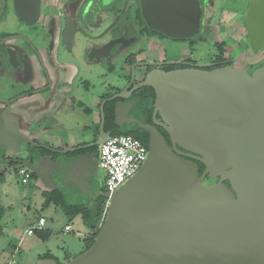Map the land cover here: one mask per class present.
<instances>
[{
	"label": "water",
	"instance_id": "1",
	"mask_svg": "<svg viewBox=\"0 0 264 264\" xmlns=\"http://www.w3.org/2000/svg\"><path fill=\"white\" fill-rule=\"evenodd\" d=\"M140 1L151 28L174 38L198 32L199 0ZM38 6L36 0L34 11L17 12L25 19L35 17ZM243 21L249 45L257 53L264 48V0H248ZM138 64L132 65L130 83L111 98H127L138 87H152L154 122L167 131L171 145L155 126L140 124L150 133L145 161L111 194H94L110 197L100 229L86 250L61 264H264V63L251 72L233 64L199 68L209 63L168 72L152 69L128 90ZM42 75L47 85L26 94L37 93L43 102L55 100L58 85L46 70ZM104 103L95 145L109 136L103 133ZM131 106L132 102L117 103L118 125L133 120L126 119ZM8 110L10 103L0 110V131L5 129L16 139L9 143L16 145L13 150L22 140L29 144L26 168L36 177L45 168L51 180H67L82 160L68 153L89 145L56 149L36 143L28 133L10 129ZM61 110L66 107L60 103L57 111ZM45 114L49 116L44 120H58L51 111ZM26 120L28 132L39 130L40 121ZM34 148H46L58 156L33 153ZM46 160L50 167L43 166ZM15 161L24 165L21 159ZM197 162L204 165L201 173ZM206 177L216 180L207 183ZM74 183L93 197L83 183ZM37 264L57 262L41 258Z\"/></svg>",
	"mask_w": 264,
	"mask_h": 264
},
{
	"label": "flooded vegetation",
	"instance_id": "2",
	"mask_svg": "<svg viewBox=\"0 0 264 264\" xmlns=\"http://www.w3.org/2000/svg\"><path fill=\"white\" fill-rule=\"evenodd\" d=\"M218 1L221 0H199L201 16L198 32L191 36L174 38L151 28L146 23L140 0H37L39 4L37 16H26V19L18 14L17 9L34 11L36 0H0L2 10L0 22L3 18L4 23V27L0 25V89L7 86L6 91H3L6 92L5 95H2L3 92L0 90L1 110L5 109L8 103L11 107L15 101L26 97L28 90L23 86L28 80L26 75L28 72L36 69L42 73L44 69L50 76V70H53L55 80L52 78L51 80L53 84L58 85L60 92L54 101L63 104L66 111L67 107L69 111V108L77 103L96 104V120L90 121L88 127L91 137L88 142L79 145L89 146L81 147L76 157L83 159L87 152L98 154V145L93 143L100 134L99 124L102 118L100 105L103 100H105L103 133L111 135L112 132L110 125L105 126L106 107L111 110L113 129L132 130L149 140L150 133L140 124H151L156 127L167 144L171 145L167 131L154 122L155 90L152 87H138L127 98L111 97L130 83L132 65L135 62L139 64L134 67V79L128 90L142 81L152 69L168 72L173 69L197 67V64L203 63L210 64L199 67L205 70L221 66L222 61L216 59L219 54L217 49L207 61H201L200 56L204 48L201 44L208 35L210 42H216L212 38L215 34L214 25L218 21L213 22L209 9L217 7ZM246 2L248 4V0ZM158 5L156 3L155 7L158 8ZM224 12H232L233 15L230 17L232 19L238 16L235 11L221 8L219 18ZM243 14L244 11L242 17H238L245 28ZM263 58L264 56L259 61ZM144 62L147 64H143ZM245 68L251 72L255 67ZM46 85L47 82L42 87ZM144 87L148 88L144 90ZM144 96L148 98L153 96L151 111L149 104L147 106L143 104ZM15 97L18 98L15 100ZM129 102H132V106L127 111L126 119L133 120L130 122L125 120L118 125L115 106L117 103ZM122 115L120 118L123 120L125 118ZM155 118L162 122L158 113ZM37 151L43 155L48 154L45 152L46 148L33 149V153ZM13 155L6 149H0L2 168L13 166L14 169H18L19 165L15 161L18 156ZM21 160L26 165V155ZM79 171L84 189L92 192V200L101 199L103 196L94 197V194L106 193L103 170L94 172L93 168H83L80 162ZM32 177L34 178V174L31 172L30 178ZM59 180L55 179L57 184L60 183ZM215 180L206 177L207 183ZM224 182L228 184V181Z\"/></svg>",
	"mask_w": 264,
	"mask_h": 264
},
{
	"label": "rangeland",
	"instance_id": "3",
	"mask_svg": "<svg viewBox=\"0 0 264 264\" xmlns=\"http://www.w3.org/2000/svg\"><path fill=\"white\" fill-rule=\"evenodd\" d=\"M220 2L217 7L209 9L213 22L218 21L214 25L215 34L212 38L216 42H210L209 35L203 41L204 43L201 44L204 47L200 55L201 61L209 60L215 49H217L216 51L219 50L218 45L225 42L223 54L233 59V65L253 67L264 56V49L255 54L245 36V28L239 17H242L243 11L245 12L247 8L246 0H221ZM221 8L235 11L239 17L235 16L232 19L230 18L233 15L232 12H224L223 16L219 18ZM2 20L3 18L0 25L2 24V27H4ZM6 87L0 89L2 90L1 93L6 91ZM5 94L6 92L2 93V95ZM15 142L16 139H11L5 129L0 131L1 150L6 149L8 152V148L11 146H9V143ZM13 154V157L17 156L16 153ZM81 163L83 168H93L94 172L95 170L101 171L97 153L87 152ZM23 167L26 169V165H23ZM17 170L13 166L2 168L0 163V174L2 173L0 176V207L2 209L0 219V264H37L38 256L47 252H50L62 263L67 258L70 259L83 252L89 235V230L84 225L83 220L79 216H66L58 208L55 212H51V207H48V211L46 209L42 210V198L34 188L33 180H29L28 184L21 182L22 176ZM43 213L51 216V219L48 220L49 224L53 222L57 225V229L47 240H42L37 235L29 236L26 234V227L30 222H34ZM59 220H61L60 223ZM65 224L71 225V231H63ZM12 260H14L13 263H11Z\"/></svg>",
	"mask_w": 264,
	"mask_h": 264
},
{
	"label": "crops",
	"instance_id": "4",
	"mask_svg": "<svg viewBox=\"0 0 264 264\" xmlns=\"http://www.w3.org/2000/svg\"><path fill=\"white\" fill-rule=\"evenodd\" d=\"M28 76V80L24 83L23 88H27V92H30L33 89L42 88V85L46 82L42 73L38 70L30 71L26 74ZM54 71L50 70V78L55 80ZM44 100L39 94H26V97L21 98L14 103H12L10 110L6 112V122L10 129L14 132H20L26 135L27 133L36 143L48 144L49 146L56 149H69L77 147L85 142H88L90 139V133L88 132V127L90 125V121L96 120V110H95V102L89 104L77 103L74 104L71 108L67 107L66 110L57 111V107L59 108L60 103L55 102L54 99H51L49 102H43ZM90 107V108H88ZM0 106V110H1ZM51 111L54 115L57 116L58 120H44L46 116L45 112ZM40 121V128L38 131H29L27 130L28 121ZM11 145V146H10ZM8 148V153L13 154L16 153L18 159H22L26 154V150L29 147V144L26 141H20L18 143L19 149L16 151L13 150L15 144H10ZM14 145V146H13ZM48 162V160H46ZM45 161V162H46ZM43 163L44 167H50V163ZM20 168L24 167H19ZM27 169V168H26ZM17 170V172H18ZM29 170V169H27ZM30 171V170H29ZM33 173V172H32ZM70 174H67L68 179L59 178L60 183H56L55 179L51 180L50 173L47 169L44 168V171L40 172V177H36L34 174V178H30L29 180H33L34 188L37 192L40 193L42 198L41 209H46L48 211V207H51V212H55L56 209H60L63 214L64 211L55 203H46L45 202V192H49L58 187H64L71 189V194L74 195L70 197L71 199L77 196L76 192L80 191L76 186L74 181L82 183L81 172L79 171V165L72 169ZM75 174V175H74ZM81 177V178H80ZM46 180H45V179ZM29 180L26 184L29 183ZM22 182V181H21ZM81 192V191H80ZM49 213V212H48ZM66 215V214H65ZM79 216L82 220V217ZM44 217L46 222L42 229H36L34 234L29 235H37L42 240H47L51 237L55 229H57V225L48 223V220L51 219V216H47L44 213L40 214L38 218ZM34 222H30V224L26 227V229ZM61 220H59L60 223ZM70 225V224H65ZM64 225V226H65ZM71 227V225H70ZM64 231V227H63ZM71 231V230H70ZM66 232V231H65ZM47 237V238H45ZM45 238V239H43ZM38 259V258H37ZM67 260V259H66ZM64 260V261H66Z\"/></svg>",
	"mask_w": 264,
	"mask_h": 264
},
{
	"label": "built area",
	"instance_id": "5",
	"mask_svg": "<svg viewBox=\"0 0 264 264\" xmlns=\"http://www.w3.org/2000/svg\"><path fill=\"white\" fill-rule=\"evenodd\" d=\"M148 153V147L142 141L130 134L109 135L101 144L98 145L99 165L104 173V188L109 194L114 192L120 185L128 180L145 161ZM22 176L21 181L26 183L31 172L25 168L19 169ZM110 197L105 198L104 211L105 214ZM46 219L38 218L35 223L26 229L27 235L34 234L36 229H42ZM70 225L64 226V231L69 232ZM12 260L11 263H13Z\"/></svg>",
	"mask_w": 264,
	"mask_h": 264
},
{
	"label": "trees",
	"instance_id": "6",
	"mask_svg": "<svg viewBox=\"0 0 264 264\" xmlns=\"http://www.w3.org/2000/svg\"><path fill=\"white\" fill-rule=\"evenodd\" d=\"M247 37V35H246ZM248 39V37H247ZM226 43L223 42L221 44L218 45V49H219V54L217 55V60H221L222 61V65H226V64H233V59L231 57H226L223 53H224V45ZM241 46V45H239ZM264 63V58L259 61L258 63L254 64V67L260 66ZM221 65V66H222ZM148 87H144L143 89L146 90ZM153 96H151V98H148L147 96H144L143 99V104L144 105H148L149 104V111L152 110V106H153ZM110 112L111 110L109 108L105 107V115H106V121H105V126L110 125V129H112L111 135H117V134H131L137 138H139L142 143H144L146 145V147L149 146V140L148 138H142L140 137L138 134H136L134 131L132 130H116L113 129V124L111 122L110 119ZM110 123V124H108ZM42 149V148H40ZM39 150V149H38ZM48 154H52L53 156H58L55 153H51L49 150L45 151ZM70 155H77L78 151H75L73 153H68ZM198 163V167H199V173H201L204 169V165L200 162ZM2 175V173L0 174V176ZM77 196H75L74 198L70 199L69 197H72L74 195L71 194V189L69 188H64V187H58L55 188L49 192H45L44 195L46 197L45 202L46 203H55L56 205H58L66 214V216H76V215H80L82 217V220L84 222V225L87 226L88 230H89V235H88V241L87 244L85 246V250L91 245V243L94 241V238L96 237L100 226L103 222V211H104V202H105V198L102 197L101 199L97 200V201H93L92 198H90L89 196H86L84 193L77 191L76 192ZM2 216V209L0 207V219ZM47 238V237H45ZM43 238V239H45ZM41 258H53L56 260L57 264H61V262H59L56 257L54 255H52L50 252L44 253V254H40L38 256V259ZM68 259V258H67Z\"/></svg>",
	"mask_w": 264,
	"mask_h": 264
}]
</instances>
